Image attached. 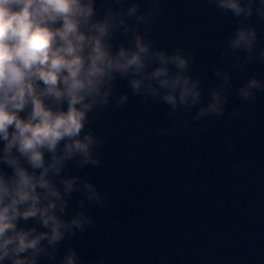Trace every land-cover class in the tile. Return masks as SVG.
I'll return each instance as SVG.
<instances>
[{
    "label": "water",
    "instance_id": "obj_1",
    "mask_svg": "<svg viewBox=\"0 0 264 264\" xmlns=\"http://www.w3.org/2000/svg\"><path fill=\"white\" fill-rule=\"evenodd\" d=\"M159 8L147 38L191 57L202 102L221 83L217 71L228 72L224 111L197 120L194 106L186 124L175 121L165 102L133 94L117 78L115 98L90 114L89 127L104 142L94 153L99 163L65 168L91 182L101 200L72 194L69 218L83 200L92 222L58 245L56 261L41 264H58L69 247L78 264H264V89L253 100L237 94L250 78L264 81V61L229 48L240 18L211 0H161ZM246 23L257 29L258 56L264 22L253 15ZM120 42L127 38L118 34ZM122 93L128 100L119 105Z\"/></svg>",
    "mask_w": 264,
    "mask_h": 264
},
{
    "label": "clouds",
    "instance_id": "obj_2",
    "mask_svg": "<svg viewBox=\"0 0 264 264\" xmlns=\"http://www.w3.org/2000/svg\"><path fill=\"white\" fill-rule=\"evenodd\" d=\"M147 3L146 10L141 4ZM240 18L228 38L232 50L257 56L253 15L264 22V0H211ZM161 0H0V264H41L57 260V248L91 218L79 210L69 218L74 192L99 203L94 185L65 174L70 161L97 165L103 145L89 127L90 114L109 106L117 78L133 94L162 100L181 120L194 106L195 119L220 116L231 89L228 72L202 102L201 81L189 71L191 57L168 53L148 39ZM143 26V31L141 30ZM118 34L127 43H116ZM264 81L250 78L237 89L255 99ZM128 94L119 95L123 105ZM175 128V124H173ZM29 221L31 224L29 225ZM58 264H78L69 247Z\"/></svg>",
    "mask_w": 264,
    "mask_h": 264
}]
</instances>
